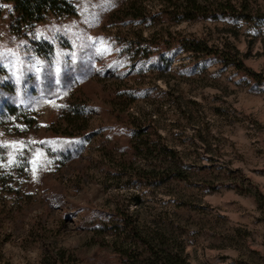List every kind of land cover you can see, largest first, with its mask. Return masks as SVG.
<instances>
[{
  "label": "rangeland",
  "instance_id": "rangeland-1",
  "mask_svg": "<svg viewBox=\"0 0 264 264\" xmlns=\"http://www.w3.org/2000/svg\"><path fill=\"white\" fill-rule=\"evenodd\" d=\"M67 1L75 16L27 36L0 15V264H132L127 221L187 264H264V0H199L246 19L179 22L160 0Z\"/></svg>",
  "mask_w": 264,
  "mask_h": 264
},
{
  "label": "trees",
  "instance_id": "trees-1",
  "mask_svg": "<svg viewBox=\"0 0 264 264\" xmlns=\"http://www.w3.org/2000/svg\"><path fill=\"white\" fill-rule=\"evenodd\" d=\"M160 2L165 8L162 13L176 15L177 22L196 18L217 19L225 16L246 19L245 9L243 8L241 12H237L230 2L226 4L216 3L214 8L203 5L199 0H160ZM5 5H11L9 14L10 31L15 35L23 34V36H27L36 25L45 22L49 17L63 18L76 15L74 6L67 0H0V15ZM169 8L173 9L170 11ZM140 41L150 42L141 39L136 43V45H139L138 48H141ZM172 44L182 52L190 53L194 58L210 59L212 62L224 67L232 66L238 71H244L242 62L233 47L225 45L224 48L220 49L211 47L204 41L187 38L173 40L169 45L172 46ZM44 45H47V43ZM251 76L255 79L259 78L256 74ZM141 144L142 147H132L133 150L139 151V148H141L140 152L150 154H156L159 151L148 143ZM169 168L171 167L169 166ZM171 174L176 175L175 172ZM250 193L257 205L261 207L264 202L262 195L259 192L250 191ZM125 220L123 219V221ZM124 233L127 239H124L122 246L117 247V255L122 258V262H131L132 264H187L183 256V249L165 230H146L139 225L128 224L127 221V228L124 227Z\"/></svg>",
  "mask_w": 264,
  "mask_h": 264
}]
</instances>
